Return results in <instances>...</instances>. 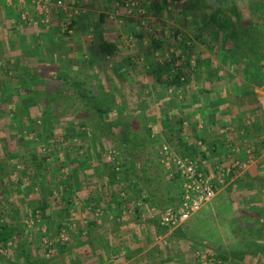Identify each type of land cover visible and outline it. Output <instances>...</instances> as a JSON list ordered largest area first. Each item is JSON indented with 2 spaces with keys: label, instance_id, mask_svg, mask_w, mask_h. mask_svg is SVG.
Wrapping results in <instances>:
<instances>
[{
  "label": "rangeland",
  "instance_id": "374dc122",
  "mask_svg": "<svg viewBox=\"0 0 264 264\" xmlns=\"http://www.w3.org/2000/svg\"><path fill=\"white\" fill-rule=\"evenodd\" d=\"M84 1L63 0L67 8L77 7ZM115 1V14L107 16H111L110 25L120 29L126 27L125 31L129 24L131 28L138 25V35L136 31L131 32L127 35L128 40L137 39L143 46L146 41L147 46L155 36L161 37L162 33L155 34L149 24V18L154 17L167 24L169 38L175 42L179 40L180 49H176V53L180 54V60L191 61L195 56L209 53L218 56L243 55L234 44L227 45L230 44L227 35L212 23V9H206V0ZM234 1L238 17L232 14L230 6H224L223 17H230L242 39L255 46L256 63L264 67V0ZM3 2L0 0V6ZM28 2L9 0L12 10H17L19 6L32 10ZM118 10H124L125 13L120 14ZM160 12L161 15L158 14ZM28 15L34 16L32 11L23 15L17 11L12 18L8 16L6 25V14H0V231L8 227L16 232V237L6 245H0V264H24V256L14 253L18 244H24L25 241L26 245L23 246L30 254L28 264H264V241L252 240L248 230L257 226L255 216L258 215L253 216L251 211L264 208V191L258 192L256 187L262 177L252 176L255 178V189L252 193L249 188L245 190L249 192V197H244L245 191L240 190L245 184L240 188L236 182H232L186 224L176 229L164 228L161 225L162 217L171 203L177 200L181 190L179 181L165 173L160 150L162 146L169 145L180 154V139L169 135L165 136L166 141L160 138L150 142L148 136L152 138V130L146 125L143 110L140 112L136 109L133 101L135 96L128 93L114 95L106 90L104 82L94 77V74L82 79L76 76L80 73H75L73 86L78 85L85 90L91 99L90 103L111 110L105 117L111 132L117 138L133 141L129 145L132 158L121 156L109 139L100 138L88 124L74 116V112L81 108V103L72 91L59 95L64 84L58 78V69L65 66L61 61L65 55L61 54L57 58L60 63L42 66L37 63L39 54L23 43L21 22L29 20ZM70 20L64 23V32H61L67 39L72 36ZM92 28L91 33H97L95 26L92 25ZM106 31L110 32V29ZM148 50V47H142L140 51ZM50 54L43 53L42 56ZM87 56L85 54V60ZM185 61L180 63L181 66H186ZM256 63H249V68L259 69ZM16 70L28 76L39 72L41 84L33 88L36 93L17 82L13 73ZM2 81L5 83L1 84ZM43 83H47V87ZM49 94H53L51 103L47 100ZM67 111L69 114L64 115ZM95 123L99 124L100 121L96 119ZM137 148H141L140 152ZM253 155L255 151L250 156ZM124 162L126 167L134 163L158 170L160 186L152 185L153 191L149 194L144 190L142 179L131 177L126 182L121 166ZM89 169L92 173L87 172ZM94 169L97 172H93ZM113 169L117 174L113 184L117 185L115 189H112L109 176ZM85 175H88L89 184L102 185L105 189L104 183H108L105 190H113L109 195L116 202L123 199L121 205L126 209L130 206L133 211L135 205L131 201L133 203L135 198L141 202L139 218L134 219L133 213V217H126L128 221L114 224L112 229L116 235L113 239H104L95 230L90 235L83 233V236L80 219H77L74 231L67 225L70 215L66 213L68 209H64L60 198L65 193V187H80L81 181L86 182ZM235 175V178L243 179L245 183L253 179L250 174L238 176L237 172ZM75 195L74 191L73 197ZM136 225L133 230L140 234L141 247L155 246L156 249L148 257L140 255L141 250L137 248L134 255L126 253L124 257L114 259L109 249L116 245L121 251L133 246L135 241L130 239L129 234ZM136 257V260H132Z\"/></svg>",
  "mask_w": 264,
  "mask_h": 264
},
{
  "label": "crops",
  "instance_id": "0c3cea01",
  "mask_svg": "<svg viewBox=\"0 0 264 264\" xmlns=\"http://www.w3.org/2000/svg\"><path fill=\"white\" fill-rule=\"evenodd\" d=\"M3 1L0 14H6V25L9 22L8 16L11 15L12 18L17 11L20 15L27 11L33 12L34 16L28 15L29 20L21 24L23 43L30 45L39 54L37 63L42 66L57 63L59 55H65L61 61L71 72L80 73L76 76L83 79L94 74V77L104 82L106 90L114 95L128 93L135 96L133 101L136 109L141 110L140 112L143 110L146 125L152 130V138L148 136L150 142L160 138L166 141L165 136L174 135L175 139H180V154L172 148L178 156L199 162L205 173H214L218 178L222 170H228L229 173L222 179L223 184L217 183V196L232 182H236L240 188L245 184L241 191L247 188L250 192L253 191V175L262 177L263 181L260 179L261 182L256 187L258 192L264 191V67L256 63L258 59L255 60L259 68L257 70L249 68V63L254 61L248 59L244 52L243 55L224 56L209 53L195 56L191 61L180 60V54L176 53V49H180L179 40L175 42L169 38L167 24L154 17L149 18V24L155 34L162 33L161 37L155 36L147 46L146 41L143 46L137 39L128 40L127 35L131 32L136 31L138 35V25L131 28L129 24V32L125 31L126 27L120 29L110 25L111 16H107L115 14V0H86L77 4V7L61 9L55 7L56 0H29L28 4L32 10L24 9L25 6L12 10L9 0ZM147 11L149 13V10ZM159 11L162 12L156 10ZM117 12L125 13L124 10ZM161 12L158 14L161 15ZM69 18L72 24L71 40L61 35V32H64V23ZM92 25L97 29V33H91ZM176 27L180 29V26ZM108 28L111 33L106 31ZM229 42L228 46L233 44L232 41ZM244 43L249 44L245 41ZM142 47H148L149 50L141 52ZM43 53L52 54L43 57ZM85 54H89L86 60ZM183 61L186 66L187 61L191 63L190 76L186 77L184 85L170 86L168 81L180 73V63ZM166 66L168 70L164 69ZM252 151H255V155L250 156ZM95 171L94 169L93 172ZM87 172L92 173L90 169ZM237 172L238 176L250 174L253 179L246 183L243 179L238 180L235 178ZM85 176L86 182L81 181L80 187H65L66 199L60 198L64 209H68L65 212L70 215L67 225L74 231L73 227L77 219H80L82 234L90 235L95 230L99 231L104 239H113L116 235L112 229L114 224L128 221V215L133 217L131 215L135 214L134 219L139 218L141 202L135 198L133 203L131 201V204L135 205L133 211L130 206L126 209L121 205L123 199L116 202L109 195L113 190H105L108 183H104V189L102 185L89 184L88 175ZM111 186L112 189L117 187L113 184ZM118 187L121 188L120 185ZM180 190L182 191L181 183ZM74 191L76 195L73 197ZM235 193L240 195L238 191ZM248 194L249 192L245 191L244 197H249ZM77 203L78 206L75 207ZM136 227L137 225L132 227V233L129 234L130 239L135 241L133 246L129 245V249L121 251L116 245L109 249L114 259L124 257L126 253L134 255L137 248L141 250L140 255L148 257L156 249L155 246L141 247L140 234L133 230ZM146 230L150 232L149 229ZM136 259L137 257L132 260Z\"/></svg>",
  "mask_w": 264,
  "mask_h": 264
},
{
  "label": "trees",
  "instance_id": "16d2710c",
  "mask_svg": "<svg viewBox=\"0 0 264 264\" xmlns=\"http://www.w3.org/2000/svg\"><path fill=\"white\" fill-rule=\"evenodd\" d=\"M205 6H206V9L207 8H210V10L212 9V13L210 17L211 18L210 20L212 21V23H214V25H216L223 34L227 35L228 39L232 41V43L238 50L246 53V56L248 57V59L255 62V59H254L255 46L244 43V40L241 37V33L233 25V20L230 17H223L224 6H230L232 9L231 10L232 14H234L235 17L236 16L238 17V12H236L237 7H236L235 1L234 0H211V1L206 0ZM189 66H190L189 63L187 64V66H182V69H180V73L178 75L173 76L168 81V84L170 86L171 85H184L185 83L184 81H186L185 80L186 77L190 76ZM164 69L167 70L168 66H166ZM187 69H188V72H187ZM58 71H59L58 78L64 84L62 91L59 92V95L63 96L66 93V91L70 90L72 91L73 96L80 99L81 108L80 109L78 108L74 112L75 113L74 116L77 118H80L82 122L88 124L89 127H91L92 130L96 132V134H98L100 138L109 139L114 144L115 149L118 150L121 156H125L124 158H127V156L132 158L131 154L129 155V145H131L133 141L131 142L128 138H125V139L117 138L109 129L110 127L109 121H105V117L108 116L111 110L110 109L105 110L104 108H101L100 105L97 106L92 102L91 104L89 102V100H91L88 96L89 94H87L85 90H83L81 87H78L77 84H76L77 85L76 87L73 86L75 85L74 83L75 72H71L65 66H61L58 69ZM13 73L15 77H17L16 78L17 82L22 84L23 88L25 87V89L29 91H33L34 87H38L41 84L38 74H32L28 76L27 73L21 72L19 70H16ZM182 79L184 80L182 81ZM3 83H5V81L1 82V84ZM43 84L45 87H47L46 85L47 83H43ZM33 93H36V92L33 91ZM52 99H53V94H49L47 97L48 102L51 103ZM68 114L69 112L67 111V113H65L64 115H68ZM96 119L100 121L99 124L95 123ZM135 145H136V142H135ZM140 150L141 148L140 149L137 148V151L140 152ZM121 166L124 169L123 180L125 179V181L128 182L130 181L131 177L132 178L134 177L136 179H142L144 183L143 187L145 188L144 190H146L149 194L152 193L153 191L151 187L152 185L156 184L157 186H160V178H159L160 173L158 172V170L151 168V166L143 167L140 164L132 163V165L130 164L129 166L126 167L125 162L124 164H121ZM116 175L117 174L115 170L113 169V171H111L109 175L111 178L110 184H115ZM174 179L176 181H179V184H180L179 176H176ZM61 197L62 199L64 198L65 200L66 199L65 193H62ZM181 198H182V193L180 192V195L178 196L177 200L175 202H172L171 206H175L178 202L181 201ZM44 208H47V206ZM251 212L252 214H256L258 216H256L255 218L257 226L248 229L249 234H250L249 236H251L252 240L257 239L260 241H264V208H254ZM15 233H16L15 229L4 227L0 231V245L1 244L6 245L7 242H9L12 238L16 237ZM23 245H26V241L24 242V244L23 243L18 244L17 250H15L16 252L14 254H18L22 257L24 256V259H25L24 264L26 263L28 264L29 255H30L29 250L27 248L28 252H26V248Z\"/></svg>",
  "mask_w": 264,
  "mask_h": 264
},
{
  "label": "built area",
  "instance_id": "2783aa9c",
  "mask_svg": "<svg viewBox=\"0 0 264 264\" xmlns=\"http://www.w3.org/2000/svg\"><path fill=\"white\" fill-rule=\"evenodd\" d=\"M57 9L65 8L63 0H56ZM161 164L172 178L179 176L182 188V198L175 206L166 209L161 225L166 228H180L194 215L202 211L217 196L222 179L229 173L222 170L218 178L214 173H205L199 162L188 157H180L169 145L160 150Z\"/></svg>",
  "mask_w": 264,
  "mask_h": 264
}]
</instances>
